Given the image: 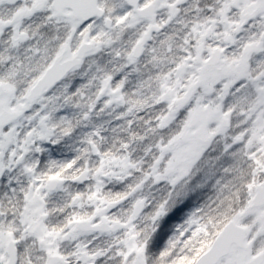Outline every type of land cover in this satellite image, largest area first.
I'll return each mask as SVG.
<instances>
[{
    "label": "snow or ice",
    "instance_id": "snow-or-ice-1",
    "mask_svg": "<svg viewBox=\"0 0 264 264\" xmlns=\"http://www.w3.org/2000/svg\"><path fill=\"white\" fill-rule=\"evenodd\" d=\"M0 264H264V0H0Z\"/></svg>",
    "mask_w": 264,
    "mask_h": 264
}]
</instances>
